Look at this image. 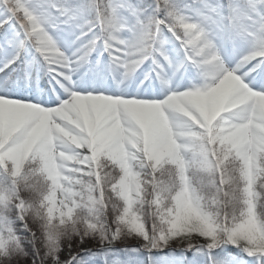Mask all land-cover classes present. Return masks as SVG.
Returning <instances> with one entry per match:
<instances>
[{
	"label": "snow or ice",
	"instance_id": "1",
	"mask_svg": "<svg viewBox=\"0 0 264 264\" xmlns=\"http://www.w3.org/2000/svg\"><path fill=\"white\" fill-rule=\"evenodd\" d=\"M0 264H264V0H0Z\"/></svg>",
	"mask_w": 264,
	"mask_h": 264
}]
</instances>
